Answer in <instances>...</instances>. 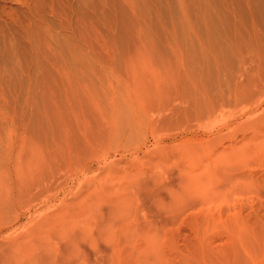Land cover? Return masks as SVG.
<instances>
[{"label": "rangeland", "instance_id": "374dc122", "mask_svg": "<svg viewBox=\"0 0 264 264\" xmlns=\"http://www.w3.org/2000/svg\"><path fill=\"white\" fill-rule=\"evenodd\" d=\"M0 13V264H264V0Z\"/></svg>", "mask_w": 264, "mask_h": 264}, {"label": "bare ground", "instance_id": "6f19581e", "mask_svg": "<svg viewBox=\"0 0 264 264\" xmlns=\"http://www.w3.org/2000/svg\"><path fill=\"white\" fill-rule=\"evenodd\" d=\"M3 11H4V9L2 10V12H3ZM5 12H6V11H5ZM0 14H1V13H0ZM4 14H6V13H4ZM4 14H3V15H4ZM6 15H7V14H6ZM1 17H2V16H0V18H1ZM2 19H3V18H2ZM2 19H1V20H2ZM11 224H12V223H11Z\"/></svg>", "mask_w": 264, "mask_h": 264}]
</instances>
